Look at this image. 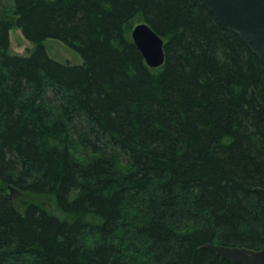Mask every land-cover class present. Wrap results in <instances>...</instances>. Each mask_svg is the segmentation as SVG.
Segmentation results:
<instances>
[{"label": "trees", "instance_id": "trees-1", "mask_svg": "<svg viewBox=\"0 0 264 264\" xmlns=\"http://www.w3.org/2000/svg\"><path fill=\"white\" fill-rule=\"evenodd\" d=\"M0 13V264H243L264 245V62L190 0H12ZM147 22L165 62L127 26ZM82 57L10 49V29ZM16 188L55 208L20 204Z\"/></svg>", "mask_w": 264, "mask_h": 264}, {"label": "water", "instance_id": "water-1", "mask_svg": "<svg viewBox=\"0 0 264 264\" xmlns=\"http://www.w3.org/2000/svg\"><path fill=\"white\" fill-rule=\"evenodd\" d=\"M207 7L221 26L236 32L264 62V0H190ZM135 44L147 64L158 67L165 62L164 39L147 22L136 24L132 31ZM264 196V187H256ZM221 258L243 264H264V245L247 246L206 243Z\"/></svg>", "mask_w": 264, "mask_h": 264}, {"label": "rangeland", "instance_id": "rangeland-1", "mask_svg": "<svg viewBox=\"0 0 264 264\" xmlns=\"http://www.w3.org/2000/svg\"><path fill=\"white\" fill-rule=\"evenodd\" d=\"M13 9L14 6L12 0H0V13H2L3 15L7 14L8 16H12ZM135 26L136 18L127 26V30L130 31L131 36ZM39 44L44 45L52 57L62 62L79 63L82 61L81 55L61 40L47 38L40 42H33L25 37L19 27H17L16 25L11 27L10 49L12 52L27 55L35 50L39 46ZM9 192L11 196H13L22 205H26L29 201L34 200L50 209L56 207L54 198L49 195L39 196L37 194L25 192L16 188L10 189Z\"/></svg>", "mask_w": 264, "mask_h": 264}]
</instances>
